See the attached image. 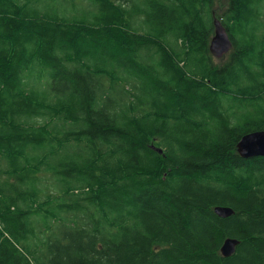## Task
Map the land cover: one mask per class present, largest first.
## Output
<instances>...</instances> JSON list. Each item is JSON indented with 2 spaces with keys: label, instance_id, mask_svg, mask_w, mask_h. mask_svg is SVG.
<instances>
[{
  "label": "trees",
  "instance_id": "obj_1",
  "mask_svg": "<svg viewBox=\"0 0 264 264\" xmlns=\"http://www.w3.org/2000/svg\"><path fill=\"white\" fill-rule=\"evenodd\" d=\"M258 130L264 0H0V264H264Z\"/></svg>",
  "mask_w": 264,
  "mask_h": 264
},
{
  "label": "water",
  "instance_id": "obj_2",
  "mask_svg": "<svg viewBox=\"0 0 264 264\" xmlns=\"http://www.w3.org/2000/svg\"><path fill=\"white\" fill-rule=\"evenodd\" d=\"M232 47V42L221 23L214 21V34L209 43V49L213 56L220 57L227 53ZM237 152L242 158H252L257 156L264 157V130L252 131L241 136L237 142ZM214 212L219 217H227L233 213L230 207L215 206ZM239 240L236 238H226L220 252L223 257L234 254Z\"/></svg>",
  "mask_w": 264,
  "mask_h": 264
},
{
  "label": "rangeland",
  "instance_id": "obj_3",
  "mask_svg": "<svg viewBox=\"0 0 264 264\" xmlns=\"http://www.w3.org/2000/svg\"><path fill=\"white\" fill-rule=\"evenodd\" d=\"M222 2V1H221ZM216 5H218V2H216ZM227 54L228 53H225V54H223L222 56H220V57H215V56H213L214 58V61L217 63V64H219V63H221L225 58H226V56H227Z\"/></svg>",
  "mask_w": 264,
  "mask_h": 264
},
{
  "label": "bare ground",
  "instance_id": "obj_4",
  "mask_svg": "<svg viewBox=\"0 0 264 264\" xmlns=\"http://www.w3.org/2000/svg\"><path fill=\"white\" fill-rule=\"evenodd\" d=\"M228 34V33H227ZM255 67V66H254Z\"/></svg>",
  "mask_w": 264,
  "mask_h": 264
}]
</instances>
